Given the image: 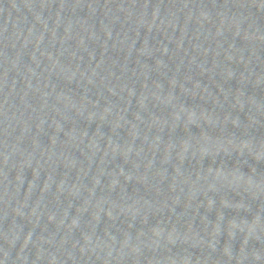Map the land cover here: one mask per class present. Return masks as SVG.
Returning <instances> with one entry per match:
<instances>
[{"label": "water", "instance_id": "95a60500", "mask_svg": "<svg viewBox=\"0 0 264 264\" xmlns=\"http://www.w3.org/2000/svg\"><path fill=\"white\" fill-rule=\"evenodd\" d=\"M0 264H264V0H0Z\"/></svg>", "mask_w": 264, "mask_h": 264}]
</instances>
